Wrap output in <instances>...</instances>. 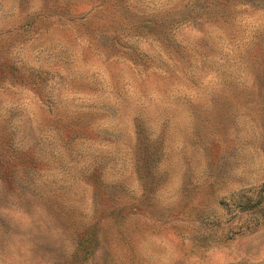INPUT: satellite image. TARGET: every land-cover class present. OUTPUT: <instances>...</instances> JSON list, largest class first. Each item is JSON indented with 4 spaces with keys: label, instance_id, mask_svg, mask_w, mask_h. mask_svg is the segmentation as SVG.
Listing matches in <instances>:
<instances>
[{
    "label": "rangeland",
    "instance_id": "obj_1",
    "mask_svg": "<svg viewBox=\"0 0 264 264\" xmlns=\"http://www.w3.org/2000/svg\"><path fill=\"white\" fill-rule=\"evenodd\" d=\"M0 264H264V0H0Z\"/></svg>",
    "mask_w": 264,
    "mask_h": 264
}]
</instances>
